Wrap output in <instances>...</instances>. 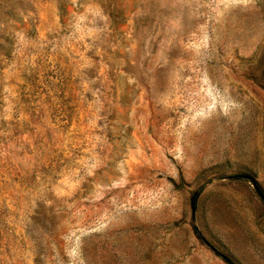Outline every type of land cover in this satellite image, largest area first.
Segmentation results:
<instances>
[{
  "label": "rangeland",
  "instance_id": "1",
  "mask_svg": "<svg viewBox=\"0 0 264 264\" xmlns=\"http://www.w3.org/2000/svg\"><path fill=\"white\" fill-rule=\"evenodd\" d=\"M0 264H264V0H0Z\"/></svg>",
  "mask_w": 264,
  "mask_h": 264
}]
</instances>
